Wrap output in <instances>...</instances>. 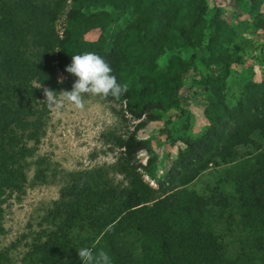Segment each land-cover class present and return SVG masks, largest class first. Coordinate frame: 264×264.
Returning a JSON list of instances; mask_svg holds the SVG:
<instances>
[{"label":"trees","instance_id":"16d2710c","mask_svg":"<svg viewBox=\"0 0 264 264\" xmlns=\"http://www.w3.org/2000/svg\"><path fill=\"white\" fill-rule=\"evenodd\" d=\"M211 1L207 43L199 48L204 55L193 54L190 61L174 55L171 66L160 71L155 51L195 48L192 36L203 29L204 4L190 28L179 25L172 33L154 27L168 8L165 0H0V220L3 205L26 180L34 151L29 143L36 146L45 133L51 110L44 88L71 91L78 79L65 71L72 55L92 51L110 65L128 91L106 100L120 106L124 120L128 115L137 121L114 137L121 152L116 166L79 172L62 190L61 203L46 220L53 227L34 233L26 264H83L77 251L85 247L104 250L111 264H264V81L250 80L235 107L226 102L230 56L223 43L229 45L235 33L220 21V2ZM137 13L138 18L126 17ZM93 29L104 36L87 41ZM196 59L206 67L209 60L219 62L208 67L206 77L193 79L194 92L209 95L204 113L209 126L198 139L176 140L175 157L154 187L138 158L146 153L159 167L147 137L158 120L154 111L166 110L157 99L185 114L177 67ZM210 164L224 174L218 195L204 199L183 188ZM116 174L122 180L115 183ZM5 252L0 250V264L10 262Z\"/></svg>","mask_w":264,"mask_h":264},{"label":"rangeland","instance_id":"374dc122","mask_svg":"<svg viewBox=\"0 0 264 264\" xmlns=\"http://www.w3.org/2000/svg\"><path fill=\"white\" fill-rule=\"evenodd\" d=\"M165 1L168 8L161 13L160 19H155L154 27L172 33L176 32L179 25L190 28L197 14L202 12L195 14L196 9L200 10L203 4L206 7L202 14L203 20H200V24H204L203 29L195 30L199 41L192 36L195 48L169 49L162 54L154 52L157 58L156 68L160 71H165L171 66L174 55H179L186 61H190L193 54L200 57L199 48L207 43L209 34L207 28L213 15L211 0ZM218 2L223 11L221 23L228 24L235 33L229 45L223 43L230 56L229 74L225 78V100L230 107H235L243 95V87L250 80L264 81V0H218ZM129 15L126 16L129 20L139 16L138 13ZM63 19L64 16L59 18L57 28ZM117 22L121 26L122 17ZM103 36V32L93 29L86 33L84 38L94 42ZM192 64L195 67H192ZM192 64L180 63L177 67L182 73L177 91L183 99H187L185 104L183 103L185 114H180L174 107L167 108V101L164 98L157 99L166 110L154 111L158 120L149 125L147 137L151 142V148L154 149L153 156L157 158L159 167H153L154 162H148L146 153L139 154V163L151 172L149 175L145 174L144 178L154 187L157 179L165 176V171L175 157L179 147L176 140L198 139L209 126L204 114L208 107L209 95L195 93L196 85L193 79L206 77L209 73L208 67L211 69L219 67V62L218 59L209 60L206 67L200 59H196ZM44 100L46 102V98ZM118 109H120L118 104H112L100 96H90L86 99L83 110L66 103L59 114L51 111L40 142L36 146H33L32 142L29 143L30 147H34V151L27 160L29 164L25 170L26 180L21 183V191L15 192L3 205L0 250L7 251L10 259L8 264H26L25 256L30 250L34 233L47 226L53 227L46 223V220L51 221L50 212L61 203L62 190L77 181L79 172L117 165L121 152L113 143L114 137L123 135L126 130H132L137 122L128 115L127 120H124L117 113ZM247 154L253 156L255 153ZM161 166L165 169H161ZM142 169L139 171L142 172ZM39 171H43L41 179L37 178ZM223 175L222 167L210 164L183 188L208 199L212 195H218L217 188H221L219 181ZM114 179L115 183L120 182L122 176L116 174ZM226 190L229 191L230 188L226 187ZM79 232L88 235L85 227H80Z\"/></svg>","mask_w":264,"mask_h":264},{"label":"clouds","instance_id":"9594fccd","mask_svg":"<svg viewBox=\"0 0 264 264\" xmlns=\"http://www.w3.org/2000/svg\"><path fill=\"white\" fill-rule=\"evenodd\" d=\"M59 51L56 50V52ZM65 71L78 77L71 91L56 93L48 88L43 90L46 98L44 103L49 110L57 114L61 112L66 103L78 110H83L86 99L90 96H100L105 99L111 96L119 100L128 91V85L118 83L110 65L92 51L72 55L71 64L65 68ZM58 83H63V78L58 79ZM77 252L83 264H111L110 256L102 249L94 251L85 247Z\"/></svg>","mask_w":264,"mask_h":264}]
</instances>
